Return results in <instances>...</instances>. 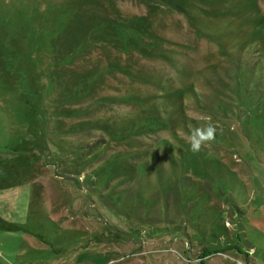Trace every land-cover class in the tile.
<instances>
[{"label":"rangeland","instance_id":"obj_1","mask_svg":"<svg viewBox=\"0 0 264 264\" xmlns=\"http://www.w3.org/2000/svg\"><path fill=\"white\" fill-rule=\"evenodd\" d=\"M0 264H264V0H0Z\"/></svg>","mask_w":264,"mask_h":264},{"label":"clouds","instance_id":"obj_2","mask_svg":"<svg viewBox=\"0 0 264 264\" xmlns=\"http://www.w3.org/2000/svg\"><path fill=\"white\" fill-rule=\"evenodd\" d=\"M216 132L217 129L212 124L195 128L189 136L191 152L193 154L200 153L205 145L215 140Z\"/></svg>","mask_w":264,"mask_h":264}]
</instances>
